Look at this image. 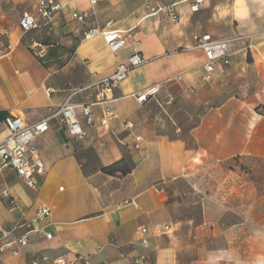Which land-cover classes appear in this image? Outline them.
<instances>
[{
    "label": "crops",
    "instance_id": "crops-1",
    "mask_svg": "<svg viewBox=\"0 0 264 264\" xmlns=\"http://www.w3.org/2000/svg\"><path fill=\"white\" fill-rule=\"evenodd\" d=\"M58 1L62 9L45 19L35 12L38 0H0V140L9 135L5 118L11 113L30 124L44 118L50 124L33 141L46 166L37 189L0 163V222L11 230L0 264H32L42 256L49 260L39 264H54L60 256L131 264L142 253L152 264H264V193L240 200L230 193L222 197L221 210L205 201L202 215L176 219L170 190L174 180L205 163L241 161L229 170L241 177L247 168L242 160L264 159V0H204L196 12L188 0H170L179 2L178 22L147 15L145 0H101L93 7L89 0ZM25 11L38 21L28 32L20 28ZM74 12L88 13L86 22L74 19ZM92 27H136L140 44L114 52L101 35L83 37ZM206 32L233 39L230 63L210 81L205 53L192 38ZM136 50L145 63L114 89L112 100L101 103L92 84ZM143 91L155 93L140 103ZM73 92L86 141L61 122L59 109ZM88 103L93 126L81 109ZM104 105L114 113L107 125L100 124ZM125 121L143 136L141 149L133 148ZM123 159L130 172L103 171ZM240 183L258 192V181ZM42 207L50 212L38 218ZM32 220L34 227L24 225ZM165 225L172 231L158 233ZM145 226L147 246L137 234ZM26 233L29 242L20 245Z\"/></svg>",
    "mask_w": 264,
    "mask_h": 264
},
{
    "label": "built area",
    "instance_id": "built-area-1",
    "mask_svg": "<svg viewBox=\"0 0 264 264\" xmlns=\"http://www.w3.org/2000/svg\"><path fill=\"white\" fill-rule=\"evenodd\" d=\"M101 0H89L91 6H95ZM192 11H199L204 0H188ZM179 2L170 0H145L144 8L147 11V15H159L163 14L170 17L173 21L178 22L180 20V13L178 11ZM62 5L58 0H38L35 12L45 19L54 17L60 10ZM86 12H74L72 17L80 22L85 23L88 17ZM111 24V22H109ZM38 26L37 15L32 12L25 11L20 19V28L24 32H28L31 29ZM139 31L134 28L128 30H122L117 28H98L92 27L83 33L84 38H93L97 35H101L109 48L117 52L122 49L129 42H136L140 44L137 39ZM194 47L204 51L206 61L204 63V69L206 71L205 79L211 80L213 73L222 64L230 63V46L233 39L230 38H215L211 33H194L193 36ZM32 47L35 49L38 47L36 43H32ZM42 50H37V52ZM146 59L143 53L139 50L133 52L126 61L118 62L111 74L100 78L95 81L92 86L100 89V102L107 103L112 100V94L116 87H118L123 81H125L131 71L145 63ZM76 92L70 94L63 105L59 109L61 115V122L65 125L67 131L76 139L86 141L88 139V132L83 126L79 116L76 112V105L72 102V97ZM155 91H143L137 95V100L143 103L147 100L149 95L154 94ZM82 113L85 118V122L88 126L95 125L96 118L92 109V104L88 103L82 105ZM114 117L113 109L109 105H104L103 115L100 118V124L107 125L109 120ZM5 124L9 130V135L0 140V163L4 166H13L17 172L24 178L27 186L37 189L40 186L39 176H43L46 172V166L42 160L38 150L33 146L34 139L49 131L50 124L49 119L44 118L35 123H27L21 115L9 114L5 118ZM125 128L133 135V148L135 150L141 149L143 136L135 132V123L133 121H125ZM100 146H104L100 143ZM4 195L9 197V193L4 191ZM13 207L16 206L15 200H10ZM50 212L48 207H42L38 211V218H42ZM35 221L25 222L27 227H34ZM22 224H18L20 226ZM16 228V226H15ZM172 231L171 225H165L161 228H157V232H170ZM11 230L4 228L0 222V250L4 251L5 247L10 245L9 242H5L9 236ZM148 227H141L137 229V234L142 239L144 245H148ZM47 239L53 238L52 232H46ZM29 242L27 233L24 234L19 240L20 245H26ZM13 254H18L19 250L13 249ZM47 256H42L41 259H36L32 264H39L40 261H48ZM54 264H93L87 257L75 256L73 259H68L64 256L54 259ZM131 264H152L149 254H137L131 258Z\"/></svg>",
    "mask_w": 264,
    "mask_h": 264
},
{
    "label": "rangeland",
    "instance_id": "rangeland-1",
    "mask_svg": "<svg viewBox=\"0 0 264 264\" xmlns=\"http://www.w3.org/2000/svg\"><path fill=\"white\" fill-rule=\"evenodd\" d=\"M242 162L246 164L247 168L241 177L229 172L234 165L241 161L237 163L222 161L202 164L200 168L193 170L190 174L174 180L170 190L173 200L176 202L174 206L176 219L202 215L205 201L212 207V210H221L222 197H226L230 193L236 200L256 193H264V159L248 158ZM246 180L258 181V192H255L250 184L241 186L243 183L240 181Z\"/></svg>",
    "mask_w": 264,
    "mask_h": 264
},
{
    "label": "trees",
    "instance_id": "trees-1",
    "mask_svg": "<svg viewBox=\"0 0 264 264\" xmlns=\"http://www.w3.org/2000/svg\"><path fill=\"white\" fill-rule=\"evenodd\" d=\"M130 170L131 166L125 159L103 168V171L106 173H115L120 171L122 174H126L130 172Z\"/></svg>",
    "mask_w": 264,
    "mask_h": 264
}]
</instances>
